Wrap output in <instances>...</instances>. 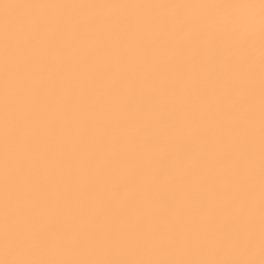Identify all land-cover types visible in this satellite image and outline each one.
Segmentation results:
<instances>
[{
    "label": "snow or ice",
    "instance_id": "snow-or-ice-1",
    "mask_svg": "<svg viewBox=\"0 0 264 264\" xmlns=\"http://www.w3.org/2000/svg\"><path fill=\"white\" fill-rule=\"evenodd\" d=\"M0 264H264V0H0Z\"/></svg>",
    "mask_w": 264,
    "mask_h": 264
}]
</instances>
